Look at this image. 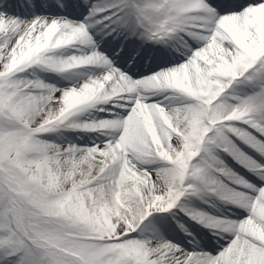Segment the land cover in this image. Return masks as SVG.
Listing matches in <instances>:
<instances>
[{"label": "snow or ice", "instance_id": "1", "mask_svg": "<svg viewBox=\"0 0 264 264\" xmlns=\"http://www.w3.org/2000/svg\"><path fill=\"white\" fill-rule=\"evenodd\" d=\"M0 264H264V0H0Z\"/></svg>", "mask_w": 264, "mask_h": 264}]
</instances>
